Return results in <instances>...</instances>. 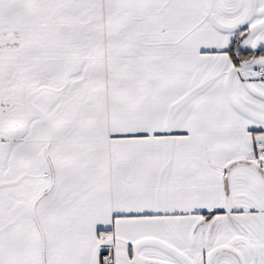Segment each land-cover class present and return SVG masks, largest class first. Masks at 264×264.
<instances>
[{"label":"snow or ice","instance_id":"1","mask_svg":"<svg viewBox=\"0 0 264 264\" xmlns=\"http://www.w3.org/2000/svg\"><path fill=\"white\" fill-rule=\"evenodd\" d=\"M0 264H264V0H0Z\"/></svg>","mask_w":264,"mask_h":264}]
</instances>
